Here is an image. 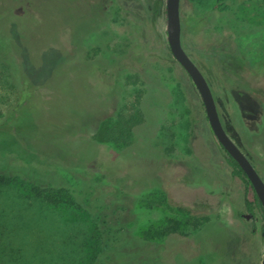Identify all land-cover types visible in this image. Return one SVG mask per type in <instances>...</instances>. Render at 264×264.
<instances>
[{
	"label": "rangeland",
	"instance_id": "374dc122",
	"mask_svg": "<svg viewBox=\"0 0 264 264\" xmlns=\"http://www.w3.org/2000/svg\"><path fill=\"white\" fill-rule=\"evenodd\" d=\"M157 1L0 0V27L20 44L17 24L27 27L35 50L23 46L21 56L40 87L36 105L51 97L37 116L0 57V173L17 177L0 185V264L262 263L264 217L245 204L254 190L233 175L200 93L170 49L167 0L159 13ZM227 1L219 11L217 0H181L182 42L225 129L264 180V0ZM92 55L103 62L89 75ZM78 115V127L51 131ZM118 115L132 121L128 144L105 134ZM31 183L63 187L75 201L46 202ZM104 203L107 222L97 218ZM170 219L185 237L179 248L166 238V252L164 238L145 233Z\"/></svg>",
	"mask_w": 264,
	"mask_h": 264
},
{
	"label": "trees",
	"instance_id": "16d2710c",
	"mask_svg": "<svg viewBox=\"0 0 264 264\" xmlns=\"http://www.w3.org/2000/svg\"><path fill=\"white\" fill-rule=\"evenodd\" d=\"M217 2H218L217 9L219 11H227L230 8V3H228L227 0H217ZM160 7H161V0H158L156 2V5H155V11L159 13ZM182 20H183V17H182ZM6 28L3 29L0 27V57L5 62V64L7 66H9V68H10L13 80H14V82L17 85V88L19 90V94H20L19 96H21L22 100H26V102L29 100V106L31 108H33V112L37 116H39V113L42 114V113L50 110L49 107H50L51 97H47L45 99H40L39 105H36L34 93L36 90L40 89V87L38 85H36L35 83H33V81L30 79V77L28 76V74L24 70L23 63H22V56H21L23 46H25L27 48V50L30 52L31 55H33L35 53L34 48H32L26 44V39H25V37H26L25 33L26 32H25V30L27 27L20 26V28H19V26L17 24V31L20 34L21 44L18 42V40L16 42V40H15L11 30L9 29V27H6ZM59 40H60V36H57L54 40H51V42L52 41L55 42V41H59ZM51 42H49L46 46H48ZM44 47L45 46H42L41 50ZM37 56L40 59L41 55L37 54ZM88 60L91 61V65L93 67V68H91L92 72L89 73V75H91V74H94L97 71V69L101 68V62H103V61H102V59L98 58L97 56H93V55L89 56ZM175 61H177V60L175 59ZM36 64H38V63H36ZM46 106H48L47 107L48 109H46ZM35 107H37L38 109L36 110ZM76 117H77L76 119H73L72 121H69L68 123L62 125L60 129H58V130L52 129L51 131L53 133H58V131L62 133L64 130L63 127L65 125H66L65 127H67L66 132L68 131V127H78L81 124V117H79V115ZM131 124H132L131 119L126 118L124 115H118L116 122L113 125L105 127V129H104L105 134L108 137H112V135L115 132H117L123 136V139H121L122 140L121 142L128 144V141H129L128 133L129 134L131 133ZM39 132L49 134L45 130L44 127H42V129ZM40 133H38V135H40ZM34 134L37 135V133H33L32 135L35 136ZM31 144L33 147H36L37 150L43 151L42 149H40V147L37 146V143L32 141ZM127 144H125V145H127ZM40 146L42 147L43 145H40ZM125 151H128V150H125ZM38 153H40V152H38ZM225 159H226L227 163L229 164V166L231 167L233 175L242 178L247 186L253 188L250 180L248 179L247 175L242 170V168L240 167L238 162L230 154H228L226 152V150H225ZM85 161H86L85 156L84 157L79 156V157H77L75 164H78L79 166H81V165L83 166V165H86L84 163ZM17 164H21L24 166L25 165L32 166V167L39 169L40 171L45 172V173H50V172L56 171L55 168L57 166L56 164H50L47 167H45V165H47V164H42V163H38V162L37 163L22 162L19 159H17ZM14 180L17 181V177L12 176V175L7 174V173H0V185L11 184L14 182ZM31 185L32 186H30V190L37 198H41L42 200L49 202L51 204L58 205V204L64 202L65 198L70 199V201H72L71 203H74L73 201H75L74 198L72 197V194H70L63 187L42 186V185L37 184V183H31ZM253 190H254V188H253ZM254 193H255V191H254ZM245 204H246L247 210L250 212H253L255 208H259L263 217H264V210H263L262 204H261L258 196L256 195V193L254 194V198L252 200L246 199ZM108 205H109V203L108 204L104 203L103 205H101V208L103 210L101 209V214L98 213L97 218L99 221L102 218L103 222H107L103 216L108 217L110 215L108 210H106L107 209L106 207ZM177 209L180 211H183V212H187L188 214L191 213V210L189 211L187 208L182 207V206H177ZM203 220H204V218L200 217L199 222L196 224L200 225V223L203 222ZM197 225H196V227H197ZM145 235H147V237H160L161 239L164 238L165 239L164 242H165L166 252H172L173 251V250H170L172 248L171 243L173 244V242L168 241V240L166 241V238L170 237L173 241L175 240V244L178 245V248H179V244L181 242H183V240H184L183 237H185V234L180 230V222L176 219L168 220V222L166 224L162 225L160 228H157L154 230H147ZM172 258H173L172 254H170V257H169L170 261L172 260Z\"/></svg>",
	"mask_w": 264,
	"mask_h": 264
},
{
	"label": "water",
	"instance_id": "95a60500",
	"mask_svg": "<svg viewBox=\"0 0 264 264\" xmlns=\"http://www.w3.org/2000/svg\"><path fill=\"white\" fill-rule=\"evenodd\" d=\"M166 16L167 39L173 56L193 80L201 95L213 133L221 146L238 162L242 170L247 175L264 210V180L249 157L225 129L218 112L214 94L207 78L184 48L182 42L181 0L166 1ZM261 264H264V254Z\"/></svg>",
	"mask_w": 264,
	"mask_h": 264
}]
</instances>
